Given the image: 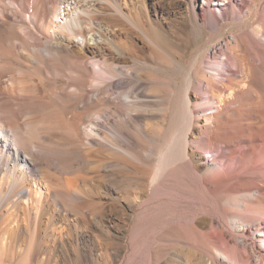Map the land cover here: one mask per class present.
Wrapping results in <instances>:
<instances>
[{
    "label": "rangeland",
    "instance_id": "rangeland-1",
    "mask_svg": "<svg viewBox=\"0 0 264 264\" xmlns=\"http://www.w3.org/2000/svg\"><path fill=\"white\" fill-rule=\"evenodd\" d=\"M130 1L127 0V7L124 5L123 8L126 13L133 16L130 17L134 18L135 23L132 21L129 23V20H119L112 28H107L104 24L110 22L113 16L101 11L94 13L103 23V29L109 30L111 40L128 47L130 44L131 46L134 44L133 48L137 53L135 59L126 58L128 64L126 66L137 71L136 73L141 76L140 80L134 79V81L136 80L134 82L133 79H124V81L114 79L115 87L113 85L110 87L112 89L111 98L123 108L126 106L122 104L135 102L138 107L149 112L145 118L137 121L129 120L124 112L122 114L111 113L110 119L105 121L103 133L109 137L116 134L119 146H123L120 147L123 149L122 152L115 154L107 147L98 149L92 147L88 152V148L82 146L85 150L66 153V155L63 153L62 158L59 153V160L58 157L54 160L48 156L39 158L43 171L56 189L64 191L66 187H71L74 190L69 198H64L63 192L60 194L63 207L68 209L70 219L74 220L70 228L71 236L80 242H85L88 238L94 239L98 245L99 251L97 250L96 253L99 261H102L104 257L111 258V253L118 250L119 256L116 261H112V264L127 263L128 258L132 256L131 243L133 241L147 246L145 259L148 264H206L208 260L215 257L217 264H234L235 260L240 264H260L257 259L264 255V237L259 235L261 231H264V188L262 187L264 157H257L258 168L253 173H249L247 160L237 162L240 169L233 171L235 160H241L243 152L252 140L240 138L230 147L233 149L231 156L228 158L227 156L218 157L219 160L212 167L213 169L207 170L204 165L207 160L205 155L208 154L206 152L211 150L210 152L217 157L222 145L205 140L207 132L204 125L208 117L215 115L216 119L213 121V125H222V122H226L231 127H249V129L253 128V131L264 128V112L262 113L264 108L263 110L261 108L262 111L258 109L260 104L264 107V80L259 79V81L251 82L252 77L249 76L254 71V68L252 70L249 66L251 63L253 66L254 62L257 63L258 68L263 67L262 71L264 72V54H259L260 51L264 52V0H258L259 5L252 10L248 9L249 1L244 3L237 0L235 5L227 3L226 6H209L205 5L206 0H197L193 3L196 15L200 18V26L197 28L187 27L182 22L181 11L175 12L176 8L170 5L171 0H165V2L167 9L174 13L171 12L168 18L161 19L162 27L157 23L159 19L154 15V7L162 10L160 0H145V10H142L141 0ZM217 1L219 3L226 2L224 0ZM129 11L131 12L129 13ZM222 11L226 13L224 17ZM83 22L85 26L91 24L85 19ZM132 24L135 25L132 26ZM134 26H143L142 28L153 39L156 38L155 41L157 39L160 41V46H156V48L152 41H149L141 30ZM256 26H261L263 30V33L259 35L257 33V36L254 30ZM121 27L125 30L123 31ZM136 28L138 29L136 30ZM83 31L88 35L87 37L91 36L86 32V28ZM127 32L134 35L133 38L128 39ZM13 36L12 33H7L5 37L0 33V49L3 54L9 53V47L3 41ZM234 37L238 40V42L235 40L237 43L234 41ZM252 38L256 39V42ZM226 40L233 41L231 45L233 53L231 49L227 51L228 49L217 47L218 43L225 45ZM90 44L95 49H99V45H96L95 41H90ZM108 44L110 45L109 41L101 44L105 48L108 47L105 53L112 50V46ZM79 50L81 47L77 44L71 50L55 52L53 56L44 53L43 57H39L37 65L26 64L19 59L0 62V76L3 77L2 79L14 83L18 88L27 89V95L29 94L32 98L51 103L53 109L63 116L69 127L73 128L74 122H83L85 125L90 116L96 115L94 112L97 109L106 105L91 103L89 106H83L84 109L82 104H75L74 99L67 98L61 92V79L63 81L71 79L72 83L79 82L78 76L81 73L77 66L83 61ZM241 57L244 58L243 61L246 59L245 63L243 61L242 64L240 63ZM167 58L172 61L168 62ZM233 61L236 62L233 63ZM224 64L227 67L226 70L222 68ZM241 65L242 67H240ZM212 67L223 70L219 75L220 78L215 79L219 81L216 82L219 85L215 86L218 91L228 92L230 85L231 88L236 89L237 98L232 101L229 107H219L217 94H213L210 90L207 81L208 77L214 78ZM74 75L77 77L73 78ZM246 75L247 78H245ZM189 79L194 81V87L189 94L191 109L195 117H197V112L201 116L200 124L196 125L198 127L195 129L197 133L189 134L188 151L191 157L188 160L193 161L195 175L219 177L223 172H227L229 175H233V181L235 180L243 187L241 191L231 194L234 199L233 204L231 203L229 206L228 213L222 209L214 211L209 205H203L199 199L202 196L200 194L196 196L197 200L188 198L183 209L170 212L169 204L164 200V181L170 171L160 177L157 184H152L151 180H147L145 177L147 172L154 173L157 170L162 152L166 145L172 141L176 128L182 121L179 117V105H181L183 89L185 90L184 86L189 84ZM245 82L253 85L251 92L243 91L245 88L242 85ZM16 102L6 110V117L14 122L20 120L19 115H22L21 108H18L19 115L13 112V107L19 105ZM241 102H243L242 107H240ZM28 106L29 104L25 105L26 110L29 108ZM25 111H23L24 115ZM37 128L38 126L34 124L32 129L22 131L24 144L31 142L54 151L59 147L56 151L62 152L66 150V147L70 149L75 143L72 136L66 137L58 132L52 134L49 132V135H47L48 132H44L46 134L41 136L39 135L40 128H38L39 130ZM262 138L263 135L254 136L257 143H261ZM125 149L127 151L130 149V152L135 153L134 155L139 159H134L136 156L132 158L129 155L126 156ZM119 153H122V156ZM117 155H120L119 158L115 157ZM123 155L126 159L129 157L128 162L125 161L126 159H120ZM146 155L152 157L151 160ZM56 156L58 155L56 154ZM146 158L150 161H147ZM181 173L180 175H185L183 171ZM225 181L229 182L227 179ZM3 194L1 193V195ZM134 196H139L138 203L133 208H129L127 199ZM43 212H39L40 219L36 221V244L34 243L32 249L28 250V243L24 239L20 240L18 259L20 262L32 264H65L59 243L53 240L51 234H58L65 225L64 221L58 219L61 213L58 215L55 213L52 216L51 212L45 214ZM4 217L7 216L1 217L0 221H3ZM221 219L224 220L222 224ZM32 222L33 220H30L29 216L27 221L23 216L25 227L26 223ZM211 234L215 235V239L211 237ZM65 239L68 240L66 237ZM0 240L2 241L3 238L0 237ZM214 240L217 241V249L212 245ZM206 242L208 244H205ZM102 248L109 252L103 254ZM242 253H249L252 257L250 259L247 256L242 257Z\"/></svg>",
    "mask_w": 264,
    "mask_h": 264
},
{
    "label": "bare ground",
    "instance_id": "bare-ground-1",
    "mask_svg": "<svg viewBox=\"0 0 264 264\" xmlns=\"http://www.w3.org/2000/svg\"><path fill=\"white\" fill-rule=\"evenodd\" d=\"M195 1L197 0L170 1V5L176 8L175 12H177V10L181 11L183 18L182 22H184L187 27L191 28H197L200 26V18L196 15L197 13L195 11V6H193V3ZM224 1L226 2L219 3L217 0H206L205 5L226 6L227 3L235 5L237 0ZM246 1H249L248 5L250 7L248 9L251 10L255 9L254 7L259 5L258 0H241V2L244 3ZM141 2L142 10H145V0H141ZM159 3L162 4V10L156 9L157 7H154V15L159 19L157 23L161 25V19L168 18L170 16V13H174V11H170L167 9L165 0H160ZM127 4V0H0V33L5 35V37L7 36V33H12L14 35L13 37L6 38L4 41L2 40L3 43H5L9 47V53L3 54V51H1L0 49V62H10L11 60L19 59V61L23 60L26 64L37 65L39 57H43L44 53L48 54L49 56H53L55 52H64L66 50H71L74 45L78 44L81 47V50H79V55L83 60L77 66V68H79V72L81 73V75L78 76L79 82L72 83L71 79L66 81H63L61 79V92L67 98L74 99L75 104H82V107H86L87 105L89 106L91 103H102L106 105L103 108L97 109V111L94 112L96 113V115L94 114V116H90V118L87 119V124L83 125V122H74V127L71 128L69 127L63 116L53 109L51 103L32 98L29 94L27 95V89L22 87L18 88L14 85V83L10 82L7 79H2L3 77L0 76V219L3 216H7L6 218L4 217L3 221H0V237L3 238L2 241L0 240V264H32L30 262H20V259H18V256H20L19 242L20 240L24 239L28 243V250L32 249V245H34V243L36 244V221L40 219L39 212L43 211L44 214L51 212L52 216H54L55 213L57 215L61 213V216H58V219L64 221L65 225L58 234H51L53 240L59 243L60 251L63 255V261H65V264H112V261H116L117 257L119 256V251L116 250L114 251V253H111V258L104 257L102 261H99V258L97 256L98 254L96 253L98 250V245L94 239L88 238L85 242H80L77 238H72L70 228L74 220L70 219L68 209L63 207L64 204H62L63 202L60 199V194L61 192H63L65 194L63 195L64 198H69L71 194L74 193V190L71 187H66L64 191L56 189L53 186L52 181L43 171V167L40 164L41 161L39 160V158L48 156L51 160H54L57 157V159L59 160L60 155L62 158L63 153L66 155V153L85 150L84 147H86V149L88 148V152L89 148L92 149V147L95 149H98L100 147H107L111 152L115 154L117 152H122L123 149L121 148L123 146H119L120 144L118 143L117 139L118 136L116 137V134H113L111 137H109L103 133V129L105 128V121L107 119H110L111 113L122 114L124 112L129 117V120L137 121L145 118L147 113L149 112L144 108L138 107L135 102L124 103L122 105H125L126 108H123L119 103L114 102L111 98L112 89L110 87L112 85L114 86V79H116V81L133 79L134 81V79L140 80L141 77L136 73L137 71L131 69L130 66H126L128 65L126 58L135 59V57H137V53H135L136 49L134 50L133 48L134 44L133 46H131L130 44V46L128 47L126 45H123L122 43V45H120V42L118 43L111 40L109 30L107 29L112 28V26L117 24L119 20H129V23L130 21L135 23L133 21L134 18H131L133 16L124 11L123 7ZM97 11H101L102 13L107 12L113 16V19L110 22L104 24L107 26L106 29H103V23L98 20L99 16L95 15L94 12L98 13ZM130 12L131 11H129V13ZM225 14L226 13L222 11L223 17L225 16ZM83 19L88 20L91 24L85 26ZM133 25L135 24H132V26ZM95 27L98 28L96 29ZM134 27H138L141 30L142 34H144L149 39V41H152V44H154L155 47L160 46V41L158 39L155 41L154 39L156 38L153 39V37L150 36V34H148L144 28H142L143 26ZM262 27L256 26L254 28L255 35L257 33L258 35L260 33H263ZM84 28H86V32L91 35L90 37H87L88 35L84 34ZM138 28H136V30ZM129 32H127L128 34H126L128 35V39L134 36ZM79 37H81V39L78 40ZM235 40H237L236 37H234V41ZM253 40H255L256 42V39ZM90 41H95L96 45H99V49H95L94 46L90 44ZM105 41H109L110 45L112 46V50L114 49L115 51L111 50L110 52L105 53L108 47L105 48L103 45H101L103 42L105 43ZM132 43L134 42L132 41ZM232 44L233 41L226 40L225 45L218 43L217 47L221 49H228L227 51H230ZM260 53L264 54V52L262 51H260L259 54ZM160 56L162 55L160 54ZM243 57H241L240 63L243 61ZM167 59L168 62L172 61H169V58ZM235 62L236 61H233V63ZM243 62L245 63L246 59ZM240 63L238 64L240 65ZM247 63H249V61H247ZM256 64L257 63L254 62V67L252 66V63L251 66H249L251 67L250 69L254 68L252 74H248L252 77V80L250 79L251 82L259 81V79L264 80V72L262 71L263 67L258 68ZM240 67H242V65ZM246 67L249 69L248 66ZM222 68L223 70H226L227 67L224 64ZM213 69H215L216 71ZM223 70L220 68L212 67L214 78H204L208 79L207 82H209L211 92L213 94H217V105L219 107H229L232 101L237 98L236 89L231 88L230 85V88L229 86H227L229 88V91L223 93L224 91L220 92L215 87L217 84L219 85V83L216 84V82L219 81L215 79L220 78L219 75ZM76 77L77 75H74L73 78ZM245 78H247V75ZM141 80L143 81V79ZM185 86V90L183 89L184 92H182L181 94V105H179V117L182 119V121L176 128V132L174 137L172 138V141L167 145L164 144L166 145V148L164 152H162L163 154L157 170L154 173L145 172V177L147 180L150 179L152 184H157L160 177L170 171L169 176L166 177L164 181V200L169 204H167L169 208L166 206V204L165 206L169 209L170 212H174L178 209H183L186 202H188V198L197 200L196 196L200 194L202 196L199 199L203 205H209L214 211L222 209L226 211V213H228L229 206L231 205V203L233 204L234 199V196L231 194L233 192L241 191L243 187L235 182V180L233 181V175H229V173L227 172H223L224 174L222 173V175L219 177H214L213 175L199 176L193 173V169L195 166L193 165V161H191V159L188 160V158L191 157L189 156L188 151V147L190 145L189 134L193 135L197 133L195 129H197L198 127L196 125L200 124L199 119L201 114L197 112V117H195L190 105L191 100L189 94L190 92H192V88L194 87L193 79L190 80L189 84L186 87ZM242 86L243 88H245L243 91L246 92H251L253 89V85L247 82L243 83ZM15 101H17L19 105L18 107H13L14 114L19 115L20 110H18V108L22 109V115H19L20 120L18 119L17 122L11 121L6 117V110L9 107H12L15 104ZM26 104H29V108L27 110L25 108ZM242 106L243 102H241L240 107ZM261 108L262 110L264 108L262 104L259 105L258 109L261 110ZM108 109L109 111H107ZM23 111H25V115L23 114ZM263 112L264 110L262 111V113ZM179 117H177V119ZM215 119V115H211L206 119V123L204 126L205 131L207 132V138L205 140L213 144H221L222 149L218 152L217 157H215L216 155L214 156V154L210 152L211 150L206 152L208 153L207 155H205L207 157V160L205 161L206 164H204L206 169H213L212 167L217 164L219 160L218 157L227 156L228 158L229 156H231L233 149H231L230 147L234 144V142L236 143V141L240 138H248L252 139L249 142L250 145L243 152L244 154L241 157V160H235L233 171L240 169V167L237 166V162H243L247 160L249 173L255 172L258 168L256 162L257 157H264V128L254 129L253 131V128L249 129V127H231L226 122H222V125H213V121ZM34 124H36L38 128H40L39 135L41 136H44L47 132V135H49V132H51V134L54 132H58L66 137L72 136L73 140H75V143H73L74 145L72 144L73 146L70 147V149L66 147V150L64 149L65 151L62 152H59V150H57L58 152L56 151V149H58L59 147L54 151L53 149L38 146L31 142L24 144L22 141V131L32 129ZM44 132L46 133L44 134ZM259 135H263L261 143H257L255 141L256 139L254 140V136ZM82 146H84V149L82 148ZM224 147H226V149H224ZM125 150L124 152L127 154L126 156L129 155V157L131 158L136 156L134 155L135 153L133 154V152H130V149L128 151L127 149ZM59 153L61 154L59 155ZM56 154L58 156H56ZM124 155L122 158L120 157V159L125 160L126 158H124ZM112 156L114 158V155ZM119 156L117 155L115 157L119 158ZM129 157L127 159H129ZM147 158H150L151 160L152 157ZM127 159L125 161H127ZM134 159L138 160L139 158L136 156ZM150 160L148 159L147 161ZM181 171H183L185 175H180ZM226 179L229 181L228 183H226ZM262 187L264 188V179ZM2 190L4 191L2 192ZM1 193L4 194L1 195ZM138 199L139 196L128 197V207L133 208L134 205L138 203ZM248 207H250V205H248ZM23 216H25L26 221L28 220L29 216V219L33 220V222L30 224L26 223L25 227L23 223ZM222 222H224V220L221 219V224ZM259 235L264 237V231H261ZM65 237L68 240H66ZM211 237L215 239L214 234H211ZM213 243L214 244L212 245H214V247L217 249V241L214 240ZM205 244L208 243L206 242ZM101 252L103 254H107L109 251H104L102 248ZM146 254L147 246L143 243L133 241L131 243L132 256L128 258L126 264H148L145 259ZM244 256H247L249 259L250 257H252L249 253H242V257ZM215 258L208 260L206 264H217V259ZM257 261L260 264H264V255H261L259 259H257ZM234 264L240 263L239 261L235 260Z\"/></svg>",
    "mask_w": 264,
    "mask_h": 264
}]
</instances>
